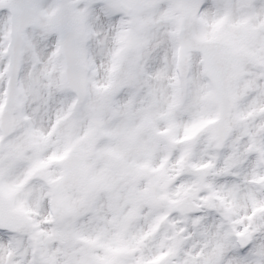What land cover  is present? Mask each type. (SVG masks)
I'll list each match as a JSON object with an SVG mask.
<instances>
[{
  "label": "snow or ice",
  "instance_id": "6c2138e0",
  "mask_svg": "<svg viewBox=\"0 0 264 264\" xmlns=\"http://www.w3.org/2000/svg\"><path fill=\"white\" fill-rule=\"evenodd\" d=\"M0 264H264V0H0Z\"/></svg>",
  "mask_w": 264,
  "mask_h": 264
}]
</instances>
